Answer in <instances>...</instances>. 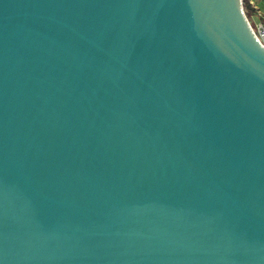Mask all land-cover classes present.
Here are the masks:
<instances>
[{"label": "water", "instance_id": "obj_1", "mask_svg": "<svg viewBox=\"0 0 264 264\" xmlns=\"http://www.w3.org/2000/svg\"><path fill=\"white\" fill-rule=\"evenodd\" d=\"M0 264H264L242 0H0Z\"/></svg>", "mask_w": 264, "mask_h": 264}, {"label": "rangeland", "instance_id": "obj_2", "mask_svg": "<svg viewBox=\"0 0 264 264\" xmlns=\"http://www.w3.org/2000/svg\"><path fill=\"white\" fill-rule=\"evenodd\" d=\"M247 0H242L243 8L245 10V14L247 18L249 19V22L252 26H257V22H264V16H262V13L264 14V0H253V2L256 4L257 8H260L261 12H259L255 7L253 6L254 10H249V12H246L244 2Z\"/></svg>", "mask_w": 264, "mask_h": 264}, {"label": "built area", "instance_id": "obj_3", "mask_svg": "<svg viewBox=\"0 0 264 264\" xmlns=\"http://www.w3.org/2000/svg\"><path fill=\"white\" fill-rule=\"evenodd\" d=\"M249 1V3L251 5H253L255 7V9H257L259 12H261L260 8H257L256 4L253 2V0H247ZM262 16H264V14L262 13ZM249 20V19H248ZM251 25V23H250ZM252 30L256 36V38L259 40V42L262 44V46L264 47V22H257V26H252Z\"/></svg>", "mask_w": 264, "mask_h": 264}, {"label": "trees", "instance_id": "obj_4", "mask_svg": "<svg viewBox=\"0 0 264 264\" xmlns=\"http://www.w3.org/2000/svg\"><path fill=\"white\" fill-rule=\"evenodd\" d=\"M244 6L247 13L249 12V10H254L253 6L249 3V1H245Z\"/></svg>", "mask_w": 264, "mask_h": 264}]
</instances>
